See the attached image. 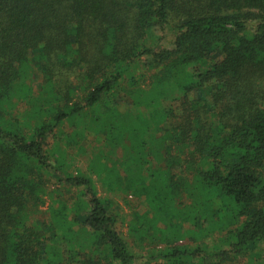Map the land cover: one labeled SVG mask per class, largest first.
<instances>
[{
    "label": "trees",
    "instance_id": "16d2710c",
    "mask_svg": "<svg viewBox=\"0 0 264 264\" xmlns=\"http://www.w3.org/2000/svg\"><path fill=\"white\" fill-rule=\"evenodd\" d=\"M263 246L264 0H0V264Z\"/></svg>",
    "mask_w": 264,
    "mask_h": 264
},
{
    "label": "rangeland",
    "instance_id": "374dc122",
    "mask_svg": "<svg viewBox=\"0 0 264 264\" xmlns=\"http://www.w3.org/2000/svg\"><path fill=\"white\" fill-rule=\"evenodd\" d=\"M81 157L76 158V162L74 163V167L80 168L81 170H86L85 169V167H86L85 155L81 154ZM99 190H101V189L99 188ZM108 197H110V196H108ZM113 199H114L113 201L115 203L117 212H119L120 214L122 213L123 215L124 214L126 215V214L129 213V209L125 206V203L124 202H125V200H132V199H130V198L126 199V197L124 195H120V196H117V197H113ZM131 203H132L133 206H136V207L138 206V203L136 201H131ZM42 211H43V213H41V215H38V217L41 216L42 219H44L45 216H46L44 214L45 207L42 208ZM120 232H122L124 234V236L127 237V227H126V224L125 225L120 224ZM243 262H244V260H241V262L238 261L235 264H244Z\"/></svg>",
    "mask_w": 264,
    "mask_h": 264
}]
</instances>
